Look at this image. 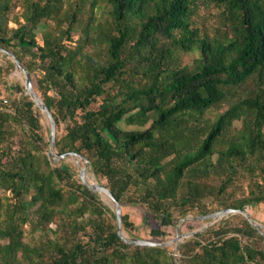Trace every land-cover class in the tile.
<instances>
[{"label": "trees", "instance_id": "16d2710c", "mask_svg": "<svg viewBox=\"0 0 264 264\" xmlns=\"http://www.w3.org/2000/svg\"><path fill=\"white\" fill-rule=\"evenodd\" d=\"M0 50L35 78L55 152L88 159L121 206L170 227L264 205V0H0ZM15 70L0 52V264H264L241 214L179 259L127 243L115 210L49 157ZM122 229L136 230L128 214Z\"/></svg>", "mask_w": 264, "mask_h": 264}, {"label": "rangeland", "instance_id": "374dc122", "mask_svg": "<svg viewBox=\"0 0 264 264\" xmlns=\"http://www.w3.org/2000/svg\"><path fill=\"white\" fill-rule=\"evenodd\" d=\"M11 60H13L10 57ZM191 57H187L185 59L186 62L191 61ZM14 61V60H13ZM5 61H3L4 63ZM19 75V76H18ZM10 79L13 84L20 83L24 85L25 83V76L24 74L19 71L15 70V72L10 76ZM33 84L34 88H36L37 83L35 78H33ZM21 97V95L13 94V97ZM43 114V113H42ZM44 117V125L46 128H50L48 119L43 115ZM241 124L237 123V127H240ZM50 135V133H49ZM19 140V138H18ZM17 140V141H18ZM58 166H66L70 168L73 173L77 175V177H80V169L85 167L84 161H77L74 158H68L61 161L55 162ZM93 175V176H92ZM96 175L92 172L91 168L87 172V178L89 182L95 183L98 180H96ZM99 182V181H98ZM103 185L105 183H102ZM100 195V194H99ZM100 200L113 210H115V206L113 203L109 201V199L103 195H100ZM122 211L123 214L130 215L131 220L136 225V230L132 233H127L124 231L125 236L128 239H141V240H147L151 242L161 243V244H167L170 252L177 257L178 259L181 258V247L189 241L194 235L198 233H204L206 230L217 227L220 225H226L229 224L230 220H226L229 216H225L217 221L212 219H198L195 216H189L185 219H179L175 225L170 227H159V223L155 221L154 217L150 215L146 209L143 207H136L131 205H122ZM246 212L250 215V217L261 226L260 231L264 233V205H261L258 209H252L251 207H248ZM206 226V227H205ZM55 227V226H54ZM152 229H161L165 236H153L151 231Z\"/></svg>", "mask_w": 264, "mask_h": 264}, {"label": "water", "instance_id": "95a60500", "mask_svg": "<svg viewBox=\"0 0 264 264\" xmlns=\"http://www.w3.org/2000/svg\"><path fill=\"white\" fill-rule=\"evenodd\" d=\"M0 52L6 53L9 57H11L15 64H16V69L21 71L24 76H25V83L24 86L27 91V95H29L32 100L36 103V105L39 107V109L42 111L43 115L48 119L49 125H50V146L48 150V155L51 158L52 161L54 162H59L64 159L68 158H74L77 161H84L85 162V167L80 169V178L84 185H86L90 190L95 192L96 194L103 195L109 199L111 203L114 204L115 206V213L117 216L118 220V233L119 235L129 244L136 245V246H142V247H158V246H167V244H161V243H156V242H151L147 240H141V239H128L124 231L122 229L123 226V211H122V206L118 199L114 196V194L104 185H102L100 182H95L91 183L89 182L87 178V172L91 168L90 161L86 159L84 156L77 154V153H67V154H57L55 152V143H56V135H57V127H56V122L54 119V115L49 109V107L45 104L43 99L40 97V95L36 92L33 84V79H32V74L23 67L21 62L17 59V57L12 54L5 52L3 50H0ZM97 180V178H96ZM236 214H241L245 216L254 226H256L259 230L261 229V226L258 225L251 217L250 215L245 211V210H224L220 211L217 213H214L209 216L205 217H200L198 219H212V220H219L225 216L229 215H236Z\"/></svg>", "mask_w": 264, "mask_h": 264}, {"label": "bare ground", "instance_id": "6f19581e", "mask_svg": "<svg viewBox=\"0 0 264 264\" xmlns=\"http://www.w3.org/2000/svg\"><path fill=\"white\" fill-rule=\"evenodd\" d=\"M19 76V75H18ZM93 176V175H92ZM96 178V177H95ZM206 227V226H205Z\"/></svg>", "mask_w": 264, "mask_h": 264}]
</instances>
